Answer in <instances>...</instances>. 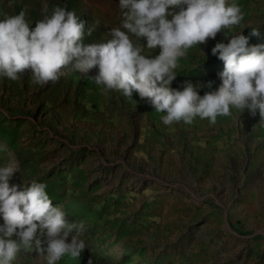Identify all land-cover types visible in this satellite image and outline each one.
<instances>
[{"label": "rangeland", "instance_id": "rangeland-1", "mask_svg": "<svg viewBox=\"0 0 264 264\" xmlns=\"http://www.w3.org/2000/svg\"><path fill=\"white\" fill-rule=\"evenodd\" d=\"M231 2V0H230ZM244 19L178 60L172 88L212 81L224 64L217 42L251 24L264 43V0H235ZM59 4L85 24L84 43H99L121 22L119 0H15L0 3V19L26 10L31 28ZM170 19V17H169ZM93 28L92 34L87 30ZM146 46V39L140 41ZM155 56L159 48L147 49ZM57 82L31 83L32 70L13 81L0 76V167L15 161L9 184L45 183L69 223H83L86 248L58 264H264V124L231 109L215 124L196 117L164 125L139 94L102 91L87 74L63 69ZM207 88L199 89L202 96ZM0 217V223H2ZM46 247V242L43 245ZM103 257V261L99 257ZM12 264H46L21 251Z\"/></svg>", "mask_w": 264, "mask_h": 264}, {"label": "clouds", "instance_id": "clouds-1", "mask_svg": "<svg viewBox=\"0 0 264 264\" xmlns=\"http://www.w3.org/2000/svg\"><path fill=\"white\" fill-rule=\"evenodd\" d=\"M118 7L121 22L107 32L110 38L89 44L83 42L84 22L59 4L49 12L45 3L34 28L26 10L5 14L0 19V76L16 81L31 69V83L45 86L65 75V68L87 74L98 67L91 79L104 93L115 90L129 100L138 93L165 113L164 125L191 124L196 117L215 124L218 116L232 115V108L241 113L247 109L252 116L258 112L264 124V43L249 44L250 36H260L251 24L245 26L252 29L250 36L243 34L245 27L225 32L228 42L211 49L224 64L218 89L211 90L212 81L191 80L171 87L178 60L188 49L241 24L244 15L235 0H119ZM145 47L159 48V54L146 56ZM201 88L209 90L201 96ZM17 171L15 161L0 167V264H12L21 251L38 253L46 264H58L66 254L78 258L86 248L83 223L68 222L66 212L53 206L45 183L32 180L23 190L10 186Z\"/></svg>", "mask_w": 264, "mask_h": 264}, {"label": "crops", "instance_id": "crops-1", "mask_svg": "<svg viewBox=\"0 0 264 264\" xmlns=\"http://www.w3.org/2000/svg\"><path fill=\"white\" fill-rule=\"evenodd\" d=\"M15 2V0H0V3H12Z\"/></svg>", "mask_w": 264, "mask_h": 264}, {"label": "trees", "instance_id": "trees-1", "mask_svg": "<svg viewBox=\"0 0 264 264\" xmlns=\"http://www.w3.org/2000/svg\"><path fill=\"white\" fill-rule=\"evenodd\" d=\"M99 260H100V261H103V257L100 256V257H99Z\"/></svg>", "mask_w": 264, "mask_h": 264}]
</instances>
